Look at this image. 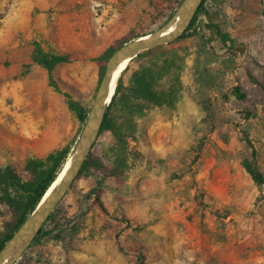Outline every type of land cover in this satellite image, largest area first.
<instances>
[{
  "label": "rangeland",
  "instance_id": "1",
  "mask_svg": "<svg viewBox=\"0 0 264 264\" xmlns=\"http://www.w3.org/2000/svg\"><path fill=\"white\" fill-rule=\"evenodd\" d=\"M166 1L0 0V167L26 186L27 161L64 147L69 157L84 125L68 98L89 109L98 58L125 37L162 28ZM206 7L194 30L127 65L106 128L42 226L58 237L31 245L15 264H135L138 254L144 264H264V184L242 166L247 159L264 174V0ZM35 43L69 57L53 73L59 92L34 60ZM139 77L165 104L135 97ZM7 197L23 193L0 189V241L16 220Z\"/></svg>",
  "mask_w": 264,
  "mask_h": 264
},
{
  "label": "trees",
  "instance_id": "2",
  "mask_svg": "<svg viewBox=\"0 0 264 264\" xmlns=\"http://www.w3.org/2000/svg\"><path fill=\"white\" fill-rule=\"evenodd\" d=\"M181 1L182 0H173V1H166L164 3L165 12H167L168 14L167 15L168 21L178 10ZM207 1L208 0L201 1L194 18L185 33L195 29V24L198 21L200 15H208V12L206 10ZM153 32L154 31H150L142 35H131L125 37L122 40L117 41L114 44V46H112L102 56H100L98 58V61H101L99 62L101 78L103 76L107 61L115 51H117L123 45L130 43L131 41H134L139 37H143ZM34 45H35V54H34L35 62L46 70L49 86L52 87L57 92H59V88L53 79V73L57 66L68 63L69 57L67 55L46 53L43 51V49L38 43H35ZM139 56L140 54H138L134 59H137ZM119 84H120V79L117 82L115 94L112 97L110 104L106 108L104 120L101 126V131L106 128L107 119L109 117V111L115 99V96L118 92ZM233 93L234 96H236L238 99H244L245 97L244 94L240 93L239 87H235L233 89ZM134 94L137 99L145 101L146 103L153 106H161L165 104L164 95L155 92L153 86L144 77H139L135 80ZM66 97L68 98V96ZM68 107L76 114L79 122L82 125H84L89 109H86L78 102L72 101L70 98H68ZM250 116H251L250 113H246L245 115V117L247 118H249ZM244 141L251 148V156L254 157L255 150L252 147L247 136H244ZM68 153H69V148L64 147L60 151L54 154H50L45 161L35 160V159L27 161L24 166V169L30 175L31 180H30V184L26 186L20 183L15 171L11 167H5V168L0 167V189L1 188L20 189V191L23 193V197L20 198L7 197L6 201L4 202L13 208L14 213L16 215V220L10 231L1 239L0 249L11 238L14 232L35 211V209L43 199L44 195L51 187V185L55 182L58 174L62 170L63 165L65 164L68 158ZM242 166L245 172L249 175L251 180L257 186H261L264 184V174L259 172L249 160L247 159L244 160ZM89 197L93 198L94 202L97 204L98 208L103 214H105L106 216H110L109 212L106 210L101 200L100 194L97 191H92L89 194ZM1 202H3V199H0V203ZM50 219H51V214L49 215L46 222H48ZM52 233H53L52 231H45L43 230V227H41L40 231L33 239L31 245L40 244L49 238L56 239L58 236H55ZM115 244L117 248L120 251H122L119 235L115 236ZM144 262H145V257L142 254H138L135 264H144Z\"/></svg>",
  "mask_w": 264,
  "mask_h": 264
},
{
  "label": "water",
  "instance_id": "3",
  "mask_svg": "<svg viewBox=\"0 0 264 264\" xmlns=\"http://www.w3.org/2000/svg\"><path fill=\"white\" fill-rule=\"evenodd\" d=\"M201 1L202 0H182L178 10L162 28L123 45L109 58L94 95L93 102L88 110L87 118L83 127V136L76 149L75 160L62 182H60L47 198L44 199L43 197L44 200H41L35 211L0 249V264H15L23 252L31 246L33 239L77 177L101 131L106 108L111 102L112 98L106 104L115 66L126 58H132L133 60L138 54L144 51L169 45L178 40L190 26ZM179 15L180 23L178 28L174 32L162 36V33L169 28L171 23Z\"/></svg>",
  "mask_w": 264,
  "mask_h": 264
},
{
  "label": "bare ground",
  "instance_id": "4",
  "mask_svg": "<svg viewBox=\"0 0 264 264\" xmlns=\"http://www.w3.org/2000/svg\"><path fill=\"white\" fill-rule=\"evenodd\" d=\"M179 23H180V15L171 23L169 28L166 29L162 33V36H165V35H168V34L174 32L178 28ZM131 60H132V58H126V59L122 60L121 62H119L115 66V68L113 70V76H112V79H111V82H110V87H109L108 96H107V99H106V104L114 96L115 89H116V83H117L119 77L121 76V74L126 69L127 65L131 62ZM75 156H76V150L67 158V160H66L65 164L63 165L62 170L58 174L55 182L51 185V187L46 192V194L44 196V199L47 198V196H49V194H51V192L60 184V182H62V180L64 179L66 173L68 172L69 168L71 167L73 161L75 160Z\"/></svg>",
  "mask_w": 264,
  "mask_h": 264
}]
</instances>
